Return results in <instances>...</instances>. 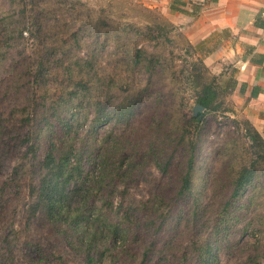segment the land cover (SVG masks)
Segmentation results:
<instances>
[{
    "label": "rangeland",
    "instance_id": "obj_1",
    "mask_svg": "<svg viewBox=\"0 0 264 264\" xmlns=\"http://www.w3.org/2000/svg\"><path fill=\"white\" fill-rule=\"evenodd\" d=\"M33 1L37 8L45 9L41 40L46 44L43 52L47 51L49 59L52 58L48 66V69L52 67L51 73L47 75L51 90L47 96L50 102L60 104L62 95L68 91L75 92L76 96L64 97L73 100L70 107L76 112L77 122L81 121L85 126L84 129L88 128L93 117L91 98L96 95L101 101L114 103L124 95L121 92L123 88L138 90L148 81L156 88L151 92V98L144 97L128 127L112 117L94 130V138L109 140L110 146L106 143L105 149L109 158L106 165L111 175L104 174V181L99 186L100 189L106 186L104 196L103 193L93 194L95 198L108 195L114 207L123 198V208L137 206L140 213L152 215L157 224L161 220L160 214L168 209L169 196L172 197L178 189L181 124L192 115L196 104L192 85L186 76L187 70L192 71L194 64L203 69L204 64L219 83L228 80L229 75L234 76V67L228 60L215 58L214 61L211 58L213 62L205 63L203 59L205 53L221 47L218 45L223 44L224 32L219 34L217 41H208L200 47L194 43L195 40L186 37L181 25L172 23L149 0ZM216 1L204 0L208 4ZM10 7V0H0V15ZM146 34L160 36L152 40ZM29 49L27 46V52ZM136 49H140L141 57L134 62ZM18 50L19 47H13L7 51L5 61L0 63V121L9 127L0 133V232L6 230L9 238L15 239L11 243L14 245L11 247L12 254L0 246V264H63V261L66 264H81L83 256L70 244V239L65 238L66 234L56 228L55 240L50 225L40 214H32L30 188L35 182L32 179L33 164L43 156V150L39 147L33 150L34 153L31 151L29 146L38 135L32 132L35 126H28L25 122L20 104L22 101L32 104L36 101L38 104L41 91L31 88L29 78L32 81V73L27 70L17 76L18 80L14 83L11 80L13 73L18 71L12 68L10 62L18 58ZM150 54L160 59L156 65L158 73L151 79L143 59ZM76 57H91L94 61L96 75L87 78L85 90L77 86L80 81L77 72L68 73V64L75 67ZM172 76L174 84L170 82ZM218 92L221 106L216 111L203 114L201 129L196 135V163L192 171L193 189L199 196H206L202 199V206L205 205L208 210L206 220L209 222L213 218L211 214L215 216L219 210L217 206L222 186L230 184L235 167L249 165L253 161L244 122L249 121L264 139V125L255 123L244 112L246 106L243 107L234 88H227L225 92L220 87ZM60 108V111H68L65 107ZM28 131L32 134L25 136ZM42 139L43 135H40V146ZM132 149L135 159L130 156L134 154ZM171 154L174 158L173 171L168 168L166 173L161 172L157 160L164 162ZM111 166H117L116 173L112 172L114 169ZM127 167L129 172H124ZM148 209H154L155 213ZM229 210L240 219L232 220L230 246L217 251L218 264H264V162L257 163L252 183L244 188L234 208ZM207 221L199 223L203 230H208ZM188 232L181 223L174 237L173 250L181 264H188L190 260L183 255L190 244ZM118 249L120 252L115 253L118 257L114 258L117 261L113 263V255L104 251L106 255L101 264L139 263L140 252L133 251V257L129 258Z\"/></svg>",
    "mask_w": 264,
    "mask_h": 264
},
{
    "label": "trees",
    "instance_id": "obj_2",
    "mask_svg": "<svg viewBox=\"0 0 264 264\" xmlns=\"http://www.w3.org/2000/svg\"><path fill=\"white\" fill-rule=\"evenodd\" d=\"M10 1L11 7L0 15V63L5 61L7 51L9 52L13 47L15 49L19 47L18 58L10 62L12 68L18 71L13 73L11 80L14 83L18 80L17 76L24 74L27 70L32 73V81L29 78L31 88L34 91H41V100L38 104L35 103L36 101L34 104L30 101H22L20 104L22 113L25 114L23 117L25 122L28 126H35L32 132L38 135L36 139L32 138L29 147L33 153V150L39 147L43 150V156L37 158L36 164H33L32 179H35V182L30 188V196L33 197L32 214H40L50 225V231L55 233V240L56 228H60L66 234L65 238L70 239V244L82 254L81 264H101L106 255L104 251H107L110 256L113 255L111 257L114 263L117 261L114 258L118 257L115 254L119 251L118 248L129 258H132L134 253L140 252L138 264H181L173 250L174 237L181 223L189 230L188 234L191 237L190 244L183 254L184 257H189L188 264H218L217 251L230 246L229 232L233 227V221L240 219L239 216H233V212L229 209L234 208L240 193L252 183L257 163L264 162V139L246 120L245 135L250 139L253 161L249 165L241 164L235 167V173L230 176V184L222 186L217 214L215 216L211 214L213 218L210 222L207 221L206 216L209 213L205 205L202 206V199L206 196L205 194L199 196L192 187V171L196 163V135L200 132L203 114L216 111L221 106L218 88L221 87L225 92L227 88L233 89L236 85L235 78L230 76L228 80L219 83L204 64L203 69L194 64L192 71L187 70L186 76L192 85L195 102L203 107L204 112L197 113L195 116L191 115L185 123L181 124L182 148L178 153L180 160L177 161L181 164V174L178 189L172 197L170 195L169 199L167 198L168 209L160 214L161 220L156 224L152 215L140 213L137 206L123 208L125 207L123 198L114 207L108 195L95 198L93 194L104 192L106 186L102 189L99 186L104 181L103 175L109 173L106 165L109 158L105 149V144L109 140L108 142L104 138L97 140L93 137L94 130L110 121L112 117L123 121L125 127H128L144 97L151 98L153 95L151 92L156 91V88L150 81L138 90L123 88L121 92L124 95L114 103L108 100L101 101L96 95L91 98L94 105L93 117L88 128L84 129L85 126L83 127L81 121L77 122L76 112H73L70 107L73 100L68 99L70 95L76 96L75 92L72 94L68 91L61 96L62 98L59 97L62 99L59 100L60 104L50 102L49 95L47 96L51 90V86L47 84V75L51 73L52 67L48 69V66L52 58L49 59L47 51L43 52L46 44L44 45V41L41 40L42 15L45 9L37 8L33 0ZM177 10L184 12L183 9ZM254 25L264 29V19L256 18ZM146 35H149L148 38L152 40L160 36ZM74 36L76 41V35ZM27 46L30 47L29 52H27ZM139 53L140 49H136L133 55L134 62L139 61L141 57ZM143 59L149 72L148 76L150 79L155 77L158 73L156 65L160 63V59L151 54L147 58L143 56ZM250 60L257 64L262 63L264 54H254ZM67 69L69 74L77 72L80 77L77 86L81 90L86 89L87 78L92 74L96 75L91 57H84V59L76 57V66L69 63ZM173 78V76L170 78L171 83ZM82 79H85V82ZM244 86L245 84L242 83L240 87L242 91ZM254 93L255 91H251L252 96L255 95ZM65 95L68 98H65ZM60 107H65L68 111L66 109L60 111ZM61 114L62 116H59ZM8 128L7 124L0 121V133ZM29 131L25 136L32 134ZM40 135H43L41 146L38 140ZM108 146H110L109 143ZM103 149H105L104 152ZM130 156L136 158L135 153H131ZM130 158L128 159L134 160ZM163 161L157 160L158 169L164 173L168 168L173 171V155L171 154ZM111 167L114 170L110 172L116 173L117 166ZM124 172H129V167ZM115 184L113 179V185ZM99 202L100 205H98ZM102 209H105L104 212ZM150 212L155 213L154 209ZM205 221L209 223L208 230H203V226L199 224ZM5 232L6 230L0 232V246L12 254L11 247L14 245L11 243L15 239L9 238V234ZM10 258L13 259V257ZM62 263L66 264L64 261Z\"/></svg>",
    "mask_w": 264,
    "mask_h": 264
},
{
    "label": "crops",
    "instance_id": "obj_3",
    "mask_svg": "<svg viewBox=\"0 0 264 264\" xmlns=\"http://www.w3.org/2000/svg\"><path fill=\"white\" fill-rule=\"evenodd\" d=\"M149 0L161 9L175 25H181L189 40L201 46L225 37L212 51L205 53L204 62L228 60L234 67V91L243 103L244 112L264 125V61L254 63V54H264V29L254 25L256 18L264 19V0ZM170 2L172 3L171 5ZM170 6L171 9L169 8ZM177 9H183L179 12ZM217 50V51H216ZM213 62V61H212ZM231 75H229L230 77ZM244 83V90L240 89ZM255 91V95H251Z\"/></svg>",
    "mask_w": 264,
    "mask_h": 264
},
{
    "label": "water",
    "instance_id": "obj_4",
    "mask_svg": "<svg viewBox=\"0 0 264 264\" xmlns=\"http://www.w3.org/2000/svg\"><path fill=\"white\" fill-rule=\"evenodd\" d=\"M201 112H203V107L200 104L196 103L193 107L192 115L195 116L197 113Z\"/></svg>",
    "mask_w": 264,
    "mask_h": 264
}]
</instances>
